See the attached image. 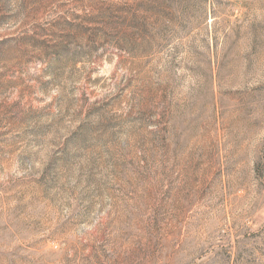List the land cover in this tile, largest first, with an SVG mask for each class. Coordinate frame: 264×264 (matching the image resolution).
<instances>
[{"label":"rangeland","instance_id":"rangeland-1","mask_svg":"<svg viewBox=\"0 0 264 264\" xmlns=\"http://www.w3.org/2000/svg\"><path fill=\"white\" fill-rule=\"evenodd\" d=\"M0 264H264V0H0Z\"/></svg>","mask_w":264,"mask_h":264}]
</instances>
